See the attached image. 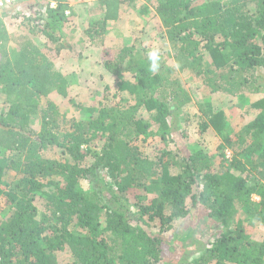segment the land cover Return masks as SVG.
<instances>
[{"label": "trees", "instance_id": "1", "mask_svg": "<svg viewBox=\"0 0 264 264\" xmlns=\"http://www.w3.org/2000/svg\"><path fill=\"white\" fill-rule=\"evenodd\" d=\"M132 1L101 0L94 10L101 19L85 30L90 46L108 59L107 25ZM152 1L170 47L159 51L160 70L149 71L146 49L120 46L104 62L117 80L111 98L118 101L102 95L97 106L81 108L82 119L67 118L49 99L67 97L69 82L31 38L0 59V96L8 105L0 106V202L7 209L0 213V264H59L62 252L70 256L66 264H264V237L248 236V228L264 227V99L232 135L224 113L209 103L192 117L201 134L220 139L213 154L166 146L179 110L192 101L174 62L210 93L262 94L264 0ZM12 8L0 10V44L9 39L2 17ZM61 8L47 9L52 21L31 18L30 31L59 43ZM64 42L58 52L72 48ZM155 133L161 144L152 157L137 142ZM192 218L221 232L201 256L178 262L167 255V234Z\"/></svg>", "mask_w": 264, "mask_h": 264}, {"label": "rangeland", "instance_id": "2", "mask_svg": "<svg viewBox=\"0 0 264 264\" xmlns=\"http://www.w3.org/2000/svg\"><path fill=\"white\" fill-rule=\"evenodd\" d=\"M100 1L27 0L16 6V8H12L13 13L17 15L16 18L13 17L14 14L2 17L9 39L0 44V59H3L8 53L14 52L21 38H31L51 58L55 66L60 69L69 82L67 97L62 98L55 93L49 96V99L57 105L59 111L65 114L67 118L73 117L77 120L84 118L81 108L97 106L102 101V95L104 96L103 98H107L112 103L118 101V97L115 99L111 98L116 91L115 83L117 80L106 70L104 62L112 60L120 46L135 43L139 48L146 49L148 52L152 49L170 51L164 29L156 16L153 1L133 0L129 6L124 5L121 7V16L124 20H121V22L115 21L107 26L103 47L105 46L104 48H109L114 52H111L113 56L108 59L107 56L102 54L105 51L90 46L86 36H84L85 30L92 21L91 19L100 17L99 12L96 11L97 13H94ZM58 6L62 7L61 10L66 21L56 24L55 36L57 39H63V41L60 40L59 43L52 44L48 43L44 37L37 36V33L35 34L36 29L30 31L29 27L33 24V22H30L32 21L31 18H39V20L37 19L39 24H43L45 21H52L47 9H55ZM145 7L148 8V11L144 12L143 9ZM77 14H80L81 17L76 19ZM24 19L25 23L22 24L21 22ZM73 32L75 39H71V36H74ZM78 35L80 36L77 37ZM64 37L68 38L64 39ZM65 40L67 42L70 41L72 48H64L58 52L56 50L57 47L60 46L61 42L65 43ZM91 47L94 51H92ZM172 60L175 61L174 59ZM174 65L176 67V75L189 92L192 101L189 105L179 110V123L177 126L170 120L173 127L171 135L173 141L167 143V148L179 151V154H182L183 148L185 151L192 152V149L198 146L200 149L207 151V153H215L220 139L213 132L205 135L201 134L200 127L196 126L197 123L192 119L196 114L201 115L202 110H205L204 105L207 103L211 104L215 112L222 111L224 113L226 129L231 135L258 114L252 105L264 99V90L262 94H246L243 96L244 98H233L224 94L210 93L209 90L201 87V84L193 75L182 70L177 62H174ZM124 76L131 78L126 73H124ZM4 100L5 97L0 96V106L7 107L8 105ZM185 121H189L188 127V122L185 123ZM141 138L137 142L141 152L154 157L161 144L160 136L155 133L146 134ZM142 140L143 142L141 143ZM53 151L55 153L58 152L56 149ZM45 153L48 157L56 155L48 151ZM224 154L226 158H232L229 150L224 149ZM82 186L83 189L88 188L86 183L82 184ZM35 203L42 211L43 201L37 198ZM6 210L4 204L0 202V213L5 214ZM237 219L243 220V215H238ZM248 230L249 239L252 241L258 242L264 237V227L262 226L255 225L248 228ZM218 232H221V228L218 226L213 225L211 222L197 223L195 218L188 222L177 223L174 229L167 234L168 246L171 248L168 250L167 255L173 260H178L181 256L187 258V260L192 257L197 258L202 255V247L211 242ZM175 236H180L176 239L177 241L173 240ZM182 236L183 238L180 240ZM173 250L174 253L171 252ZM58 258L59 264H66L70 256L62 252L58 254Z\"/></svg>", "mask_w": 264, "mask_h": 264}, {"label": "clouds", "instance_id": "3", "mask_svg": "<svg viewBox=\"0 0 264 264\" xmlns=\"http://www.w3.org/2000/svg\"><path fill=\"white\" fill-rule=\"evenodd\" d=\"M149 71L156 73L160 70V53L158 49H152L147 53Z\"/></svg>", "mask_w": 264, "mask_h": 264}, {"label": "built area", "instance_id": "4", "mask_svg": "<svg viewBox=\"0 0 264 264\" xmlns=\"http://www.w3.org/2000/svg\"><path fill=\"white\" fill-rule=\"evenodd\" d=\"M27 0H0V10L15 7Z\"/></svg>", "mask_w": 264, "mask_h": 264}, {"label": "crops", "instance_id": "5", "mask_svg": "<svg viewBox=\"0 0 264 264\" xmlns=\"http://www.w3.org/2000/svg\"><path fill=\"white\" fill-rule=\"evenodd\" d=\"M86 15V14H85ZM78 17H81V15L80 14H77V16H76V19L78 18ZM96 19H98V18H96ZM99 19H101L100 17H99ZM121 20H124L123 18H122V16L117 20V21H120L121 22ZM111 23H113V22H111ZM111 23L109 24V25H111ZM109 25H107V26H109ZM73 35L74 36H72L73 38H71V39H75V34H74V32H73ZM80 35H78L77 37H79ZM92 48V47H91ZM91 48H89V49H91ZM95 49H99V48H95ZM92 51H94V49L92 48Z\"/></svg>", "mask_w": 264, "mask_h": 264}]
</instances>
